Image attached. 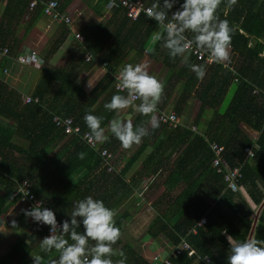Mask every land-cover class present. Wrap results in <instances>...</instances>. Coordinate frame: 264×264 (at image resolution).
I'll return each instance as SVG.
<instances>
[{
    "label": "trees",
    "instance_id": "trees-1",
    "mask_svg": "<svg viewBox=\"0 0 264 264\" xmlns=\"http://www.w3.org/2000/svg\"><path fill=\"white\" fill-rule=\"evenodd\" d=\"M29 1L7 0L0 21V45L7 47L10 55L17 54L21 43L15 39L13 27L22 23L27 27L34 25L44 15V2L50 0H44L33 12H29ZM57 1L65 14L72 0ZM130 1H140L144 7L153 3V0ZM182 2L178 0L171 11ZM107 3L108 0H95L92 9L100 12ZM116 3L109 22L93 20L79 33H73L74 23L73 26L60 24L59 34L48 50L41 49L42 54L45 52L44 65L40 67L41 78L32 94L39 98L38 102L25 103L20 90L0 78V183L6 188V192L0 194V217L10 203L16 201V184L11 178L30 180L35 197L54 211L59 222L69 218L75 201L87 196L100 199L105 206L117 210L138 181L145 190L142 191L144 204L154 208V218L137 243L148 241L145 249L154 243L156 250L160 249L157 254L163 258L168 256L170 264H227L228 236L238 241L249 238L264 241V0H237L231 9L223 0L218 15L226 19L232 29L230 60L207 65L192 52L190 62L206 66L202 80L181 58L171 60L167 50L159 45L154 53L149 50V58L159 60L166 70L177 69L174 76L180 79L181 94L174 109L178 112L192 95H197L199 121L210 111L206 118L208 127L202 131L198 127L182 128L176 115L177 127L172 128L167 122L159 121L156 113L159 126L150 130V135L133 149L130 161L119 173L108 172L97 149L121 150L120 158L133 147L123 149L114 137L102 145H90L88 138L84 139L88 129L83 117L87 112L103 116L102 126H107L116 113L106 112L103 105L113 94L119 93L115 74L121 62L134 50L144 52L158 26L144 12L132 21L121 3L117 0ZM27 17L28 23L25 22ZM29 31L30 28H26L25 35ZM76 34L83 40L75 39ZM71 35L68 60L61 66L51 64L52 57ZM86 54H91V61L85 59ZM103 63L107 65L106 75L94 87L89 89L81 81L77 83L80 72ZM110 85L113 86L110 93L102 96ZM233 86V96L226 102ZM172 88L170 85L168 92ZM163 103L158 105L157 112L167 114L169 111L162 109ZM55 116L72 117L73 126L79 131L66 134L64 128L56 125ZM144 119L147 118L137 116L135 123ZM243 128L253 132L255 140ZM213 143L226 148L225 159L231 168H241L238 191L228 186L226 171L219 173L214 167ZM254 144L259 149L253 159L247 160L245 149ZM79 153L85 154L83 159L79 158ZM142 156L139 179L127 181V174ZM148 190L157 193L151 203ZM247 192L256 201L255 209L249 204ZM261 204V213H257ZM22 209L17 222L25 219ZM139 210L118 212L115 221L121 233ZM204 218L208 221L202 224ZM78 231H83L82 226ZM47 235L49 227L35 223L30 241L17 238L2 254L0 264H29V257ZM182 242L190 246L194 255L179 251L177 246ZM137 243L125 242L121 236L114 247L125 253V264H156L137 250ZM56 258L55 253L45 257L46 260Z\"/></svg>",
    "mask_w": 264,
    "mask_h": 264
},
{
    "label": "clouds",
    "instance_id": "clouds-1",
    "mask_svg": "<svg viewBox=\"0 0 264 264\" xmlns=\"http://www.w3.org/2000/svg\"><path fill=\"white\" fill-rule=\"evenodd\" d=\"M222 2L223 0H183L179 8L171 11L178 0H153L151 6L143 10L146 17L154 20L158 26L150 37V51L154 53L159 45L167 50L171 60L181 58L182 63L202 80L206 75V66L190 62L193 51L207 55L211 63L221 64L230 60L232 29L229 22L220 19L218 15ZM236 3L237 0H226L225 6L231 9ZM115 7L116 0H108L105 12L111 13ZM75 15L73 23L81 14ZM98 20L100 22L101 18ZM88 55L91 56L86 54L85 59ZM102 65L100 68L105 69L106 66ZM115 79L119 93L113 94L103 108L106 112H114L116 115L109 120L106 127L102 126L104 117L92 112H87L83 120L88 129L89 141L102 145L108 142L110 137H114L123 149L128 150L134 145H139L144 137L150 135V130L159 126L156 113L164 96L165 84L155 75H151L148 65L144 63L123 64L117 70ZM94 83L88 81L87 87H94ZM121 112H127V115L121 117ZM137 116L147 119L137 124L134 123ZM100 149L103 148L97 149L99 155ZM112 153L116 160L115 152ZM78 155L83 159L85 154ZM115 164L122 165L123 168V164L117 160ZM19 192L24 196L28 195L23 189ZM22 212L25 218H31L33 223L49 227V235L40 240L38 253L31 255L32 264H125V253L114 247L122 236L115 221L117 210L105 206L102 200L87 196L75 201L69 218L61 222L57 221L54 211L43 207L41 202L29 209H22ZM81 226L83 231H78ZM11 227H17L15 219L11 221ZM227 240V264H264V241L251 238L238 241L231 236H228ZM51 253L57 254L58 258L46 260L45 257Z\"/></svg>",
    "mask_w": 264,
    "mask_h": 264
},
{
    "label": "crops",
    "instance_id": "crops-1",
    "mask_svg": "<svg viewBox=\"0 0 264 264\" xmlns=\"http://www.w3.org/2000/svg\"><path fill=\"white\" fill-rule=\"evenodd\" d=\"M95 0H72L66 7L65 13L67 15L74 18L75 14H81L79 18L74 20L73 33L80 32V29H84V27L89 24L91 21L95 20L96 23H106L111 20L114 8L111 13L105 12V6H103V10L100 12H95L92 9V2ZM7 6V0H0V21L2 20V15ZM98 18H101L100 22ZM25 22H29V18L25 19ZM26 28H30L28 34L25 35ZM61 25L58 23H53L48 17L41 16L32 26H26L24 23L20 24L18 27L14 26L13 31L15 29V39L21 42L18 46L17 54L20 52H27L31 50H35L39 53L40 57H44V53H41V49L47 51L49 46L54 42V38L59 34ZM156 30V29H155ZM73 35L70 36L67 43L60 49V51L52 57L51 64L56 66L63 65L69 56V44L72 41ZM151 41L148 40L146 44V48L144 52H139L134 50L132 53L127 55L126 58L123 59L119 68L125 63H144L148 65V71L151 75H155L159 80H161L165 84L164 88V103L161 104L163 111H176L174 106L176 105L177 97L181 94V84L178 76H174L177 73V69L173 71H168L162 65L159 60L150 59L148 54L151 49ZM17 54L10 55L8 57L0 56V78L6 80L9 85L15 86L20 90L22 96L32 95L36 86L38 85L41 72L40 68L31 67V66H23L17 63L16 58ZM42 54V55H41ZM6 59V60H5ZM44 61V58H42ZM5 60V63L3 62ZM65 61V62H64ZM106 71L103 68L96 66H89L84 72H80L78 75L79 81L85 84L87 87V82H99L103 77H105ZM116 75V74H115ZM173 76V77H172ZM183 82V80H181ZM94 83V84H95ZM172 86L171 92H168V87ZM113 86H109L105 92L102 93V96H107L112 90ZM161 101V102H162ZM199 108L200 101L197 95H192L191 99H189L176 114L180 119L182 128H199L200 131L204 130L208 127L207 117L210 114V111H207L206 116L199 121ZM127 115V112H121L120 116L124 117ZM137 118V117H136ZM135 118V120H136ZM135 123V121H134ZM245 128H243L244 130ZM204 132V131H203ZM245 132V130H244ZM246 133V132H245ZM163 134V133H162ZM249 137L250 135L246 133ZM164 135V134H163ZM145 138V137H144ZM143 138V139H144ZM251 138V137H250ZM256 137L251 138L255 140ZM137 145H134L131 152H128L125 156L120 157L121 150L115 152L116 160L119 163L123 164V168L131 159V154L133 149ZM119 153V154H118ZM144 160V156L140 157L139 162L129 171L127 174V181L129 180H137L138 174L141 170V164ZM142 183L136 182L135 188L133 192L129 194V196L120 202L119 207L117 209V213L124 211L125 209H140L137 213V216L128 223L125 230L122 232V238L125 242H133L136 244L138 239H142L140 233V228L145 226L144 231L146 230L149 223L154 218V208H152L151 204H144V198L142 197ZM149 195H147L149 202L151 203L153 199L156 197L157 193L153 190H148ZM6 192V188L3 184L0 183V194H4ZM151 194H155L151 197ZM247 199L249 201L250 206L255 209L256 201L252 197V195L247 192ZM257 209V213H261L263 205ZM22 207L17 204L16 201L10 203L7 210L2 213L0 217V231H4L0 233V258L2 254L14 243H16L17 238H22L23 240L29 242L31 236L34 231V224L31 218H25L21 222H17V227L13 229L11 227V221L13 219L17 220L19 213ZM259 216V214H258ZM18 221V220H17ZM5 227V228H4ZM139 237V238H138ZM139 245L137 250L146 256L145 250V242L137 243ZM158 252H160V249ZM36 252L32 255L38 253V248L35 250ZM154 254H157V251L153 252L149 258H152ZM29 264H32V256L29 257Z\"/></svg>",
    "mask_w": 264,
    "mask_h": 264
},
{
    "label": "built area",
    "instance_id": "built-area-1",
    "mask_svg": "<svg viewBox=\"0 0 264 264\" xmlns=\"http://www.w3.org/2000/svg\"><path fill=\"white\" fill-rule=\"evenodd\" d=\"M121 5L127 10V16L132 21L136 20L137 17L141 12H144L143 10L148 8L142 6V3L140 1H130V0H118ZM44 0H30L29 2V10L33 12L37 6L41 3H43ZM45 9H44V15L48 17L53 23H66L67 25L71 26L73 23V18L69 15L62 14L60 10V3L57 0H50L48 2H44ZM76 16V15H75ZM75 39L83 40L80 36L76 35ZM194 55H197L199 60L204 61L207 65H212L214 63L209 62L207 55H201L198 54L196 51H193ZM0 56L1 57H8L10 56V50L7 47H3L0 45ZM87 61H91V56H86ZM17 63L23 65V66H31L40 68L43 66L44 61L40 57L39 53L35 50L27 51V52H20L17 55L16 58ZM103 67L107 66L106 64L102 65ZM38 97H33L31 95L24 96V102H38ZM176 112L173 110H170L169 113L165 114L163 112H157V118L161 122H167L169 126L172 128L177 127V116ZM54 120L56 121V125L59 127H62L65 129L66 134H72L79 131V128L76 126H73V118L72 117H61V116H55ZM88 138V135H84V139ZM88 143L90 145H94L91 141L88 139ZM259 149V146L257 144H254L253 147H247L245 149V157L247 160H251L255 156V151ZM212 150L215 153V159H214V167L217 169L219 173H225V180L228 183V186L233 190H239V179L242 177V172L240 167L231 168L227 160L225 159L226 154V148L223 145H219L218 143L212 144ZM100 155L103 159V163H105V166L108 167V172H119L122 168V165L118 166L115 164L116 160L114 158V154L106 149H100ZM0 163H1V157H0ZM11 182L16 184V190L14 192V198L16 199V202L19 206H21L24 209H29L31 206L36 204L37 202H41L42 206L45 208H48V206L42 202L41 200L37 199L35 197V194L33 192V184L30 180L25 179L23 181L16 180L14 178L10 179ZM23 189L24 192H27L28 195L24 196L23 193H20L19 191ZM208 220L206 218L201 220L202 224H205ZM59 222V221H58ZM38 226H45L42 224H37ZM179 251H186L188 253V256L194 255V251L190 248V246L186 242H182L179 246H177ZM172 250H170L171 252ZM178 253V252H177ZM153 262L156 264H170L169 258H163L160 257V255L155 254L152 257ZM209 262V261H208Z\"/></svg>",
    "mask_w": 264,
    "mask_h": 264
},
{
    "label": "rangeland",
    "instance_id": "rangeland-1",
    "mask_svg": "<svg viewBox=\"0 0 264 264\" xmlns=\"http://www.w3.org/2000/svg\"><path fill=\"white\" fill-rule=\"evenodd\" d=\"M65 62V61H64ZM235 88H234V86L231 88V95L229 94L228 96H227V101L226 102H228L229 100H230V98H231V96H233V93H234V90ZM245 130V132L246 133H248L249 135H250V137L251 138H254V137H256L255 135H254V133L253 132H251L248 128H245L244 129ZM144 229H145V226H143L142 228H140V233H142V232H144ZM146 242H148V241H146ZM145 242V243H146ZM145 248V247H144ZM150 249V250H149ZM146 251V256L149 258L150 256H151V254L156 250V246H155V244L153 243L151 246H150V248L148 247L147 249H145ZM157 251V250H156Z\"/></svg>",
    "mask_w": 264,
    "mask_h": 264
}]
</instances>
